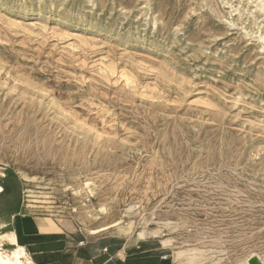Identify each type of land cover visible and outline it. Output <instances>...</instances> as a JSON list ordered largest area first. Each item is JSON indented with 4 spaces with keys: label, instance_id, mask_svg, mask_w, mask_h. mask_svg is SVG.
Wrapping results in <instances>:
<instances>
[{
    "label": "rangeland",
    "instance_id": "rangeland-1",
    "mask_svg": "<svg viewBox=\"0 0 264 264\" xmlns=\"http://www.w3.org/2000/svg\"><path fill=\"white\" fill-rule=\"evenodd\" d=\"M0 171L10 227L264 264V0H0Z\"/></svg>",
    "mask_w": 264,
    "mask_h": 264
},
{
    "label": "crops",
    "instance_id": "crops-1",
    "mask_svg": "<svg viewBox=\"0 0 264 264\" xmlns=\"http://www.w3.org/2000/svg\"><path fill=\"white\" fill-rule=\"evenodd\" d=\"M10 224L0 226V234L12 232L32 264H165L157 244L119 236L86 237L36 216H18ZM12 245L1 243L5 248Z\"/></svg>",
    "mask_w": 264,
    "mask_h": 264
},
{
    "label": "bare ground",
    "instance_id": "bare-ground-1",
    "mask_svg": "<svg viewBox=\"0 0 264 264\" xmlns=\"http://www.w3.org/2000/svg\"><path fill=\"white\" fill-rule=\"evenodd\" d=\"M2 191L3 188L0 185V192ZM11 218H12L11 215L5 216L0 212V226H8L11 223L12 220ZM118 228L121 229L122 233L127 232V229H122V227H118ZM96 229H89V232L91 233ZM144 235H145L144 231H141L137 234V237L142 238ZM3 241L10 242L11 244H13L12 247L5 248L1 246V243ZM0 264H32V262L28 258V255L24 251L23 247L16 242V239L12 232L5 233L3 236L0 234Z\"/></svg>",
    "mask_w": 264,
    "mask_h": 264
},
{
    "label": "built area",
    "instance_id": "built-area-1",
    "mask_svg": "<svg viewBox=\"0 0 264 264\" xmlns=\"http://www.w3.org/2000/svg\"><path fill=\"white\" fill-rule=\"evenodd\" d=\"M161 258H162L163 260H166L167 255H162Z\"/></svg>",
    "mask_w": 264,
    "mask_h": 264
}]
</instances>
